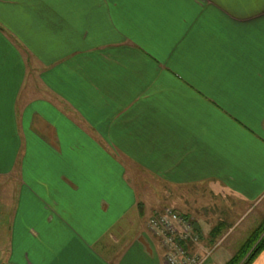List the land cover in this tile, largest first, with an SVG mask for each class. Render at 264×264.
Returning a JSON list of instances; mask_svg holds the SVG:
<instances>
[{"label": "crops", "instance_id": "obj_1", "mask_svg": "<svg viewBox=\"0 0 264 264\" xmlns=\"http://www.w3.org/2000/svg\"><path fill=\"white\" fill-rule=\"evenodd\" d=\"M9 182L1 264H167L166 208L217 250L264 209V0H0Z\"/></svg>", "mask_w": 264, "mask_h": 264}, {"label": "built area", "instance_id": "obj_2", "mask_svg": "<svg viewBox=\"0 0 264 264\" xmlns=\"http://www.w3.org/2000/svg\"><path fill=\"white\" fill-rule=\"evenodd\" d=\"M148 227L160 239L167 264H203L208 257L195 250L201 236L186 215L166 208L150 217Z\"/></svg>", "mask_w": 264, "mask_h": 264}, {"label": "rangeland", "instance_id": "obj_3", "mask_svg": "<svg viewBox=\"0 0 264 264\" xmlns=\"http://www.w3.org/2000/svg\"><path fill=\"white\" fill-rule=\"evenodd\" d=\"M14 192H15V188L12 182H9L8 184H5L0 187V212L10 210ZM262 206L264 207V205ZM258 209H261V206ZM156 213L157 212H155L154 214ZM263 220H264V209L262 208V210H257L255 212H252L250 217L243 224H241V222L239 221V230L235 234L228 237L227 241L224 242L222 245L219 244L220 247L218 249L216 248L217 250H214L215 247H212L218 241V238L215 239L216 241L212 242L207 250H203L208 255H210L213 252L211 256L206 259L205 264H227L228 261L235 255L241 244L247 239V237L251 234V232L258 225H260V223ZM2 228H3V224H2V219L0 218V261L1 262H2L1 257L3 256V254H6V247L8 241V236L3 235V232L1 233ZM245 231H249V234L244 235L243 233ZM200 238H201L200 245H198V248L196 246L197 251L199 252H200L199 249L202 247L201 246L202 240H204L205 237L201 236ZM207 254H203V256L206 257L208 256Z\"/></svg>", "mask_w": 264, "mask_h": 264}, {"label": "trees", "instance_id": "obj_4", "mask_svg": "<svg viewBox=\"0 0 264 264\" xmlns=\"http://www.w3.org/2000/svg\"><path fill=\"white\" fill-rule=\"evenodd\" d=\"M264 251V220L238 248L227 264H253Z\"/></svg>", "mask_w": 264, "mask_h": 264}, {"label": "water", "instance_id": "obj_5", "mask_svg": "<svg viewBox=\"0 0 264 264\" xmlns=\"http://www.w3.org/2000/svg\"><path fill=\"white\" fill-rule=\"evenodd\" d=\"M195 229H198L196 225H194Z\"/></svg>", "mask_w": 264, "mask_h": 264}]
</instances>
